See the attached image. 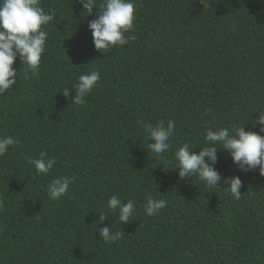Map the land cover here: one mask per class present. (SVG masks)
<instances>
[{"label": "trees", "instance_id": "trees-1", "mask_svg": "<svg viewBox=\"0 0 264 264\" xmlns=\"http://www.w3.org/2000/svg\"><path fill=\"white\" fill-rule=\"evenodd\" d=\"M103 2L87 15L79 0H39L56 14L42 27L39 74L17 56V82L0 93V139L20 141L0 155V264H264L259 167L244 172L217 146L221 186L209 189L198 175L181 180L175 158L184 143L197 153L208 146L209 129L264 136L255 125L264 114V0H209L205 9L199 0H132L135 30L125 35L136 39L107 53L88 27ZM92 70L101 79L85 103L69 104ZM169 120L164 170L144 125ZM41 151L56 160L47 175L29 163ZM64 176L75 179L51 200L48 184ZM232 176L243 182L240 200L223 185ZM113 195L133 201L129 222L108 208ZM149 197L167 201L155 216ZM104 227L125 234L105 242Z\"/></svg>", "mask_w": 264, "mask_h": 264}, {"label": "clouds", "instance_id": "clouds-1", "mask_svg": "<svg viewBox=\"0 0 264 264\" xmlns=\"http://www.w3.org/2000/svg\"><path fill=\"white\" fill-rule=\"evenodd\" d=\"M83 5L87 15L93 14L96 0H79ZM203 8L211 7L209 0H199ZM136 6L132 0H104L99 4V11H96V19L89 22L88 27L92 32L95 49L102 53H107L110 48L118 47L135 40L134 35L126 36V33L134 31ZM56 19L54 10L45 12L40 6L39 0H4L0 5V93L12 88L17 82V71L13 68L17 56L22 63L26 62L33 75L39 74L41 56L45 52L47 33L42 27L48 25ZM25 78H29L25 73ZM101 79L100 73L92 70L89 74L79 77V82L74 85L75 96L70 98L69 104L83 105L85 96L92 91L93 87ZM73 89L65 88L62 93L67 99ZM211 113V109L207 110ZM255 125H260V131L264 132V114L257 116ZM149 139L154 141L148 143L146 149L150 155L160 159L167 169L170 163L163 157V153L169 150L172 145L169 143L170 137L175 131V121L169 120L167 126L159 123L144 125ZM208 146L202 147L198 153L191 151L193 148L184 143L175 152L178 161V175L181 180L199 176L204 181L206 187L214 189L221 186V175L215 169L217 163V146L227 150L238 168L244 172L254 170L259 167V173L264 176V136L257 132L245 131L243 126H235L233 134L227 128L217 130L209 129L204 137ZM20 141L13 137L0 139V155H4L10 146L18 145ZM29 163L33 164L38 174L47 175L56 164L54 158H49L47 153L41 151L39 158H28ZM75 178L67 176L58 177L51 180L47 191L51 200H58L67 194L70 184ZM225 189L236 199L240 200L243 186L239 176L228 177L223 180ZM165 199L149 197L146 214L149 216L157 215L161 209L165 208ZM0 201V207H3ZM108 208L112 211L119 210V220L122 223L129 222L135 212V205L131 199L127 203L113 195L108 200ZM107 215L101 213L99 221L102 222ZM100 236L105 242H114L123 238L124 231H117L112 234L111 227L99 229Z\"/></svg>", "mask_w": 264, "mask_h": 264}]
</instances>
